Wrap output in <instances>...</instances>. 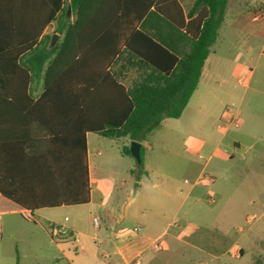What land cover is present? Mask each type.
<instances>
[{"label":"trees","instance_id":"1","mask_svg":"<svg viewBox=\"0 0 264 264\" xmlns=\"http://www.w3.org/2000/svg\"><path fill=\"white\" fill-rule=\"evenodd\" d=\"M228 2L196 0L190 15L199 11L202 28L181 59L167 40L137 32L144 50L160 60L155 61L126 45L148 9H139L127 30L125 22H115L132 16L119 0L117 5L110 0H48V16L44 7L37 23H21L15 1L0 0V213L33 215L42 208L89 203L86 132L143 142L164 119L180 118L198 86ZM70 6L76 19L58 22L55 32L63 37L51 47V35L40 37L48 21L67 17ZM123 46L152 70L128 90L108 72ZM40 79L43 91L35 99L31 84ZM118 111H123L121 117L114 119ZM62 144L69 150L62 151ZM123 152L131 155L130 147ZM143 159L142 146L141 167Z\"/></svg>","mask_w":264,"mask_h":264},{"label":"crops","instance_id":"2","mask_svg":"<svg viewBox=\"0 0 264 264\" xmlns=\"http://www.w3.org/2000/svg\"><path fill=\"white\" fill-rule=\"evenodd\" d=\"M14 1L19 9L18 17H20L19 21L21 23L39 22L38 16L40 10L43 13L44 7L46 8V17L48 16V0ZM110 1L111 4L117 5L116 0ZM119 1L123 2L122 5L131 10L132 16L123 20L116 19L115 22H122L123 24L125 22V24L128 25L127 27H129L127 30L130 29L132 23L136 21L137 11L139 9H148L142 18H138V24L133 31L131 30L132 33L128 36V44L126 45L129 46L131 43V45L141 49V53L153 57L155 61L160 60H156L153 56L154 54L149 49L144 50L142 43L139 41L140 38L137 32L148 35L155 34L167 40L175 47V51L172 53H174L178 59H181L184 55L189 53L192 42L199 36V32L202 28V23L197 19L199 11L190 15L196 0ZM241 3H246V0H229L226 12L230 6L236 10ZM151 12H155V14H149ZM247 17H250L248 23H246L247 18L244 19L243 16L241 17L239 13L235 12L232 22L227 25L224 16V21L219 29L217 40L210 47V54L203 67L198 86L192 94L182 116L178 118H185L191 131H198L207 136L211 135V138L208 139L206 143L189 137L185 144L188 152L193 155H197L205 147L209 149L214 147L215 153H221L219 154L218 161L213 163L212 170L206 173L205 171L208 168L207 164L201 167L195 161L190 160L187 162H164L158 167L145 163L139 171V176L143 175V177H148L150 180L151 178L161 180L163 183L161 185H153L154 191L150 197V205L148 204L149 206H145L144 209H138L133 206V199L128 201V198H126L121 205L117 206L111 203L113 196H116L117 199L120 200L119 194L114 195L116 194V189L113 187L115 186L114 180H112L111 186L98 177L97 170L104 164V160L100 157V153L97 154L94 152L90 144L94 137L101 135L94 132H86L91 198L89 203L82 205L94 204L97 215L92 217V221L95 217L99 218V227H94L99 233L89 235L87 232L80 230L77 225H64L73 232L74 239H66L62 242H57L54 238L52 239L50 234L51 241L55 242L63 255V257L55 259V264H159L158 259L161 256L173 251L170 243L164 239L170 233L173 226H177L176 222L179 220V215L184 208V200L194 197L196 202H199L210 196L214 199L213 197L215 196L212 194L214 192L213 190H218L216 185L218 179L226 177L228 173V171H224L223 169L221 172L220 168L226 161L231 163L235 155L240 156V162H244L243 168L255 167L264 157V98L261 97V101L258 98V95H264L262 86L254 87L250 97H248V92H245V94L239 98L232 91L228 92L220 89L219 86H221V82L225 81L220 71L223 67V61L220 58L215 61L212 57L216 55L218 51H229L230 55L238 57L245 52L251 54L259 49L261 51L259 55H263L264 0L261 1L259 6L253 11L248 12ZM75 19L76 17L74 15L72 16V12L68 13L67 17H58L57 20L53 18L51 21H48V25L45 27L40 39L45 35H51L52 37V35L56 33L55 30L59 21L62 23H70L74 22ZM168 21L173 27L167 24ZM41 22H44V20L42 19ZM224 27H227L229 30L227 36H222L220 34V31ZM49 29H51L53 33L49 34ZM57 34L59 35V42L63 35ZM132 41L135 42V44H132ZM116 60L117 61L108 68V72L111 77L125 87L126 90L132 88L135 82L140 80L143 75L152 72L148 66H145L141 62L142 58L134 55V53L127 50L125 46L121 48V54L117 56ZM233 65L235 73L239 75L238 82L249 88L251 78L254 74L253 66H243V64L239 62V58H235ZM41 82H43L44 85L43 79H40L39 81L33 82L31 87ZM101 83L104 86L105 81ZM229 96L239 100L237 112L235 110L238 126L224 124L227 120L224 101ZM34 98L37 99L38 96ZM122 112L123 111H118L113 115V118H120ZM212 129L221 131L223 134L222 139L217 141L216 136L211 132ZM70 130V128H67V131ZM231 130L230 141L224 143ZM123 138L128 140V143L131 144L128 137ZM145 142L146 140L140 142L143 147H145ZM258 144L261 145L258 147ZM59 147L62 151H65V149L69 150L70 148L69 145L63 144ZM232 165L236 166L235 164ZM187 172L191 179H193L192 181L188 178L184 180L181 179L180 175L182 173L186 174ZM182 182L188 185L186 189L181 187L180 184ZM142 184L143 180L140 178L137 186L139 187ZM125 188L126 183H123L120 189L124 192L123 189ZM133 193V190H130L128 195H132ZM183 195H185V198L181 200L180 196ZM206 201L208 204H214L209 199ZM44 209L51 208H42L33 211V214H37ZM211 210H213V208ZM11 213L23 215L20 212ZM2 214L7 213H0V215ZM171 236L174 242L182 241V238L177 233ZM72 244H75V249H79L80 252L76 250L73 252V255L65 254L62 247ZM228 252L229 251L226 253ZM147 254H152L153 259L146 260ZM244 254L245 248L238 247L235 250L234 257L240 259ZM213 260L218 261L219 256H213ZM201 263L206 264V262ZM250 264H264V257L257 256Z\"/></svg>","mask_w":264,"mask_h":264},{"label":"rangeland","instance_id":"3","mask_svg":"<svg viewBox=\"0 0 264 264\" xmlns=\"http://www.w3.org/2000/svg\"><path fill=\"white\" fill-rule=\"evenodd\" d=\"M263 0H246V3L235 10L231 6L225 15V23L232 22L235 12L250 21L248 12L253 11ZM227 27L222 28L220 34L227 36ZM53 33L49 29V34ZM260 49L249 53H243L235 57L229 51H218L213 55L215 61L220 58L223 61L222 78L220 89L232 91L236 96L242 97L248 92L250 97L256 86H262L264 90V52ZM239 58L243 66H253L254 74L250 81L249 88L238 82L239 75L235 73L234 60ZM220 84V83H219ZM32 96L37 97L43 91V82L33 85ZM264 95H258V98ZM261 101V99H260ZM226 111L228 108L239 107V100L231 96L224 101ZM217 141L222 139V132L212 129ZM224 141H230V134ZM193 137L204 143L211 138L198 131H191L185 118L166 119L162 125L149 134L144 143L143 162L155 167L165 163L195 161L201 167L208 165L207 170H212V165L219 159L214 147H205L197 155H193L186 149L185 142ZM91 147L95 153H100L104 164L98 168V177L106 184L112 186L114 180L116 196L112 197L111 203L121 205L126 198L134 200L133 206L144 209L150 205V197L153 193L154 184H163L161 180L139 176L141 166L132 155L123 152L124 147L131 146L124 138L110 139L103 136H96L91 140ZM261 144H258V147ZM240 156L235 155L232 162L226 161L220 168L228 171L226 177L218 179V190H213V197H208L214 204H208L207 199L196 202L194 197L184 200L185 195L180 196L184 200V208L180 213L176 227L173 226L165 241L170 243L173 251L161 256L159 264H250L257 256L264 257V157L253 168H243L244 162H240ZM235 164L236 166L232 165ZM241 166V167H239ZM170 170V168H169ZM94 172V169H93ZM94 176V173H93ZM139 176V177H138ZM181 179H191L189 173H182ZM140 178L143 180L141 186H137ZM193 179H191L192 181ZM126 183V188L120 189ZM180 184V183H179ZM183 189L188 185L180 184ZM210 185V184H209ZM120 189V190H119ZM133 190L132 195H128ZM179 192V191H178ZM149 204V205H148ZM213 208V210H211ZM186 212V214H185ZM97 215L94 204L82 206H70L61 208L44 209L37 214L21 215L7 213L0 215V264H55V259L63 257L59 247L51 241L48 225L52 223L62 225H77L80 230L89 235H95L92 217ZM69 220L66 221L65 218ZM158 217V216H157ZM28 218L35 219L36 222ZM179 234L181 242H174L172 234ZM56 233H53V236ZM238 247L245 248L242 258L234 257ZM65 254L73 255L75 244L62 247ZM229 251L228 253H226ZM80 252V251H79ZM75 254V253H74ZM219 256V260H213V256ZM153 259L152 254L146 255V260ZM67 264V263H60ZM150 264V263H149Z\"/></svg>","mask_w":264,"mask_h":264},{"label":"built area","instance_id":"4","mask_svg":"<svg viewBox=\"0 0 264 264\" xmlns=\"http://www.w3.org/2000/svg\"><path fill=\"white\" fill-rule=\"evenodd\" d=\"M226 116H227V120L224 123L225 125L233 124L235 126H238V121L235 116V108L233 107L228 108L226 111ZM27 214L31 215L30 212H27ZM65 220L68 221V217H66ZM93 224H94V227L98 228L100 224L99 218L97 217L93 218ZM48 228L50 229L51 232L53 231V233H56L55 234L56 236H53V237L57 242H62L66 239L75 238L73 235V232L62 224L52 223L48 225Z\"/></svg>","mask_w":264,"mask_h":264},{"label":"water","instance_id":"5","mask_svg":"<svg viewBox=\"0 0 264 264\" xmlns=\"http://www.w3.org/2000/svg\"><path fill=\"white\" fill-rule=\"evenodd\" d=\"M71 7H69V13L71 12ZM59 40V35L57 33H54L51 37V43L50 46L54 47ZM141 147L142 144L138 141H132L130 146V152L133 157L140 163L141 162Z\"/></svg>","mask_w":264,"mask_h":264}]
</instances>
